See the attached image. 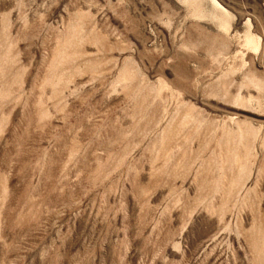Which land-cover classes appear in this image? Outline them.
Returning a JSON list of instances; mask_svg holds the SVG:
<instances>
[{
    "label": "rangeland",
    "instance_id": "rangeland-1",
    "mask_svg": "<svg viewBox=\"0 0 264 264\" xmlns=\"http://www.w3.org/2000/svg\"><path fill=\"white\" fill-rule=\"evenodd\" d=\"M215 1L0 0V264H264V0Z\"/></svg>",
    "mask_w": 264,
    "mask_h": 264
},
{
    "label": "bare ground",
    "instance_id": "bare-ground-1",
    "mask_svg": "<svg viewBox=\"0 0 264 264\" xmlns=\"http://www.w3.org/2000/svg\"><path fill=\"white\" fill-rule=\"evenodd\" d=\"M211 6H212V9H213V12H212V15L214 16V18H216L217 20H220V24L222 27L225 26V22H223L222 20L224 19V21H226V18L229 16V13L225 11V9H223L215 0H209ZM219 23V21H218ZM220 26V27H221ZM227 28V24L225 26ZM225 28V29H226ZM248 29V28H247ZM249 30V29H248ZM247 33V32H246ZM250 33V32H249ZM252 34H248V35H245L244 37V44L247 45V46H251V48L255 49L256 46L258 47L257 43L256 42V39L254 40L253 37L251 36ZM254 35V34H253ZM256 37V36H254ZM257 38V37H256ZM259 39V38H257ZM243 44V45H244ZM258 49V48H257ZM252 51V50H251ZM257 52L256 50H253V52Z\"/></svg>",
    "mask_w": 264,
    "mask_h": 264
}]
</instances>
